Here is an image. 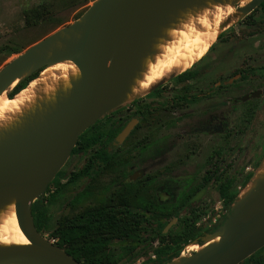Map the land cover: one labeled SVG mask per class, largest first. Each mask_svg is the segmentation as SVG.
<instances>
[{
	"label": "rangeland",
	"instance_id": "374dc122",
	"mask_svg": "<svg viewBox=\"0 0 264 264\" xmlns=\"http://www.w3.org/2000/svg\"><path fill=\"white\" fill-rule=\"evenodd\" d=\"M95 1L0 0V71L33 45L83 18ZM39 11L42 12L40 16L36 15ZM219 35L207 56L194 66V70L206 71L198 80L186 83L172 80L167 83V90L149 95L144 103L150 104L149 108L143 109L142 104L132 108H128V104L120 106L97 122L96 128L84 132L82 144L98 133L108 132L113 126L128 124L133 119L139 121L123 143L106 145L114 156L113 161L99 165L93 177H78V174L99 145L82 146L79 154L73 153L69 157L49 186L48 220L41 232L45 239L57 245L61 239H53L52 234L61 229L66 218H75L113 199H121L138 208L143 202L166 204L170 200L171 187L177 189L186 180L200 183L202 175L216 161L213 159L215 151L221 152L223 162L218 180L212 181L195 196L188 208L180 211L176 224L165 235H171L167 238L168 243L177 239L195 211L197 226L203 231L230 222L234 210L239 208L238 201L229 211H224L218 191L220 185L231 178L234 180L232 192H240L246 177L264 156L262 5ZM251 70L254 75L244 81L223 85L240 72ZM217 83L221 86L216 87ZM257 91L262 93L252 100L258 107L251 114L247 103L240 100ZM194 97L197 98L194 100ZM78 197L82 201L75 203ZM145 215L152 217L150 213ZM172 220L160 217L162 222ZM82 232L83 229L72 233L75 240L71 248H60L71 251L75 258L83 246L101 243L102 237L82 236ZM147 235L135 236L128 244L112 243L102 255L118 260V264H151L155 258L153 250L161 246L158 240L152 246H140L139 240ZM130 244L132 246H127ZM185 248L179 258L169 264H177L183 254L188 259L181 264L195 260L196 253L189 256ZM262 258L264 248L253 255L254 260ZM247 260L242 264H252Z\"/></svg>",
	"mask_w": 264,
	"mask_h": 264
},
{
	"label": "water",
	"instance_id": "95a60500",
	"mask_svg": "<svg viewBox=\"0 0 264 264\" xmlns=\"http://www.w3.org/2000/svg\"><path fill=\"white\" fill-rule=\"evenodd\" d=\"M183 1L96 0L87 10V16H82L85 17L83 27L76 23L80 18L65 28L82 29L76 48L58 53L54 60L47 59L43 51L56 41L54 35L33 45L0 71V94L28 70L32 69L30 76L51 62L67 57L75 60L82 76L73 99L62 113L55 115L46 130L18 142L15 147L0 150V203L6 194L15 197L19 227L31 242L30 245L0 250V264H82L38 232L32 215L33 204L46 194L84 132L123 106L119 105L120 97L127 88L142 44L167 7H179ZM263 3L264 0H253L247 14ZM231 83L233 80L225 84ZM259 96L260 92L254 93L244 101ZM137 124L138 120H132L123 129L115 139L117 146ZM237 207L230 222L209 235L203 245L219 236H223L224 241L209 255L196 254L190 264H242L264 248V192L256 200ZM177 220L169 222L164 234Z\"/></svg>",
	"mask_w": 264,
	"mask_h": 264
},
{
	"label": "bare ground",
	"instance_id": "6f19581e",
	"mask_svg": "<svg viewBox=\"0 0 264 264\" xmlns=\"http://www.w3.org/2000/svg\"><path fill=\"white\" fill-rule=\"evenodd\" d=\"M252 2L184 0L179 7H167L141 46L119 105L146 97L194 68L210 52L220 32L230 29L247 15ZM84 20L85 17L76 23L83 27ZM81 35L82 29L59 30L54 36L56 41L43 51L44 56L54 60L58 53L76 48ZM31 70L0 94V150L15 147L18 142L27 141L46 130L55 115L62 113L73 99L82 82L75 60L67 57L42 68L24 90L9 97ZM252 179L240 192L238 205L254 201L264 192V159ZM15 200L14 196L6 194L0 203V250L31 244L19 227ZM223 241L224 237L219 236L203 246L191 245L185 251L189 256L191 253L209 255ZM187 259L183 254L176 263L181 264Z\"/></svg>",
	"mask_w": 264,
	"mask_h": 264
},
{
	"label": "trees",
	"instance_id": "16d2710c",
	"mask_svg": "<svg viewBox=\"0 0 264 264\" xmlns=\"http://www.w3.org/2000/svg\"><path fill=\"white\" fill-rule=\"evenodd\" d=\"M262 9L264 11V3L262 4ZM41 11L36 12V15L40 16ZM80 18V17H79ZM78 18V19H79ZM193 70V69H192ZM39 72H36L24 81H22L13 91L11 97L18 94L24 90L30 81H33L38 76ZM206 73L205 70H193L186 72L177 78L175 82L186 83L190 81H196L202 75ZM169 84L162 86L159 90L153 91L161 92L167 90ZM152 92V93H153ZM151 93V94H152ZM149 94V95H151ZM143 98H138L133 100L128 104V108H132L136 105H141L143 109L150 107V104H144L150 96ZM197 97H194L195 100ZM247 109L249 113H253L256 109L254 102L247 103ZM97 123L92 126L96 128ZM126 125L113 126L105 133H98L97 136H92L84 141L82 144L83 136L78 140L77 147L74 148L73 153L79 154L81 152L82 146H96L99 145V149L91 156L88 164L80 173L79 176L84 178H91L96 174L97 167L101 164L108 165L113 161V154L109 153L107 150V144L113 143L116 137L122 132ZM79 146V147H78ZM221 152L215 151L214 156L215 162H212L209 168L206 170L204 175H202L200 183L193 184L192 180H186L184 184L177 189L171 187V193L169 202L151 204L143 202L140 208L132 207L130 203L123 202L121 199H113L110 203L105 205H99L92 209H88L79 216L69 219L66 218L61 223V229L52 234L53 239H61V242L57 245L61 248H71V243L75 240L73 234L76 230H84L82 236L86 234H91L94 236L102 237L101 243L97 246H83L77 256L74 258L78 262L84 261V264H118V260L112 259L111 257L103 256V252L106 247L112 243L121 242L123 244H128L132 241L135 236H143L148 234L143 239L139 240L138 244L140 246H152L155 241H159L160 248L153 250L154 259L151 260V264H169L171 261L179 258L183 249H187L191 244L203 245L207 237L215 232L217 228L221 225L214 226L213 228H208L202 230L197 222L196 211L192 212L191 219H188V225L182 234L170 243L167 242V238H170V234L167 236L164 234V230L168 225V222L160 221V217H164L167 220L174 218H179L180 211L188 208L191 201L194 200L195 196L203 191L212 181L218 180L219 173L221 172ZM260 163H258L254 170H257ZM254 172L249 174L244 183L241 185L240 192L249 184L253 177ZM234 180L227 178L219 187V195L221 197V202L224 211H229L232 206H234L238 200L240 192H232ZM50 189L47 190L46 194L41 196L32 207V215L36 229L41 234V232L46 227V222L48 220V209L47 203L49 201ZM75 203L82 201L81 197L75 198ZM145 213H150L152 217H148ZM64 231V232H63ZM80 232H78L79 234ZM79 236V235H78ZM127 246H132L127 245ZM67 253L73 256L71 251ZM247 261L252 262V264H264V258L253 259L250 257Z\"/></svg>",
	"mask_w": 264,
	"mask_h": 264
},
{
	"label": "flooded vegetation",
	"instance_id": "af4514ba",
	"mask_svg": "<svg viewBox=\"0 0 264 264\" xmlns=\"http://www.w3.org/2000/svg\"><path fill=\"white\" fill-rule=\"evenodd\" d=\"M211 49H212V48H211ZM205 57H206V56H205ZM192 69L194 70L195 68H192ZM192 69H191V71H193ZM188 72H190V71H188ZM253 75H254V72H253L252 70H251V71H246V72H245V71H242V72H240L239 74L235 75L231 80H233V83H234V82H237V81H244L245 79H247V78H249V77H251V76H253ZM236 77H239V78H238V79H235ZM231 80H229V81H231ZM229 81H228V82H229ZM225 83H226V82L223 83V85H225V86L233 84V83H231V84H225ZM219 86H221V83H217V84H216V87H219ZM257 92H260V96H261V93H262V92H261V91H257ZM257 92H254V93H257ZM254 93H251V94H249V95H246V96L242 97L240 101H242L243 103L254 102V105H256V108H257V107H258L257 102H256V101H252V100L257 99V98H259L260 96L257 97V98H250V99H248L247 101H244V98H245V97H247V96H251V95L254 94ZM255 110H256V109H255ZM255 110H254V112H255ZM133 120H135V119H133ZM131 121H132V120H131ZM131 121H130V122H131ZM130 122H129V123H130ZM129 123H128V124H129ZM138 123H139V121H138ZM128 124H125V125L127 126ZM126 126H125V127H126ZM137 126H138V124L136 125V127H137ZM136 127H135V128H136ZM122 131H123V130H122ZM114 142H115V141H114ZM263 158H264V156H263ZM263 158L261 159L260 163L262 162ZM253 172H255V170H254ZM174 219H175V218H174ZM174 219H173V220H174ZM173 220H172V221H173ZM168 224H169V223H168Z\"/></svg>",
	"mask_w": 264,
	"mask_h": 264
}]
</instances>
